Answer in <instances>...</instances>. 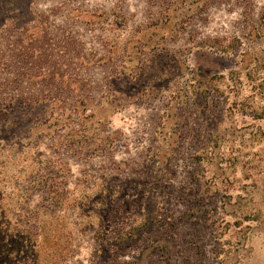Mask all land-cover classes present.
I'll list each match as a JSON object with an SVG mask.
<instances>
[{"label": "rangeland", "instance_id": "374dc122", "mask_svg": "<svg viewBox=\"0 0 264 264\" xmlns=\"http://www.w3.org/2000/svg\"><path fill=\"white\" fill-rule=\"evenodd\" d=\"M40 204L65 264H264V0H0L4 236Z\"/></svg>", "mask_w": 264, "mask_h": 264}, {"label": "trees", "instance_id": "16d2710c", "mask_svg": "<svg viewBox=\"0 0 264 264\" xmlns=\"http://www.w3.org/2000/svg\"><path fill=\"white\" fill-rule=\"evenodd\" d=\"M20 210L19 219L25 218L27 228L6 237V230L0 225V264H65L64 251L69 245L66 247V242L63 244L53 232L47 234L55 228L46 224L47 219L56 216L55 209L40 204Z\"/></svg>", "mask_w": 264, "mask_h": 264}]
</instances>
